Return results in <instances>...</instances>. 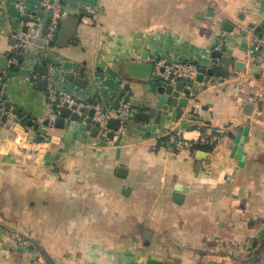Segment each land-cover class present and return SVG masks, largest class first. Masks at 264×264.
<instances>
[{
    "label": "crops",
    "instance_id": "0c3cea01",
    "mask_svg": "<svg viewBox=\"0 0 264 264\" xmlns=\"http://www.w3.org/2000/svg\"><path fill=\"white\" fill-rule=\"evenodd\" d=\"M65 5L66 17H79L80 23L72 43L47 48V66H58H49L46 77L38 67L48 11L41 0H0V57L17 65L12 41L24 27L30 34L0 99L5 107L28 112L39 133L50 138L38 142L37 132L19 123L22 116L8 112L6 121L0 119V264H264V106L251 101L263 93L264 63L252 55L248 40L247 51L238 50L240 32L250 36L249 26L264 18V0H66ZM224 25L234 26L226 42L234 48L233 61L228 68L216 66L227 78L219 82L218 76L199 90L157 138L136 136L131 124L129 131L114 132L112 141L90 135L67 139L51 122L50 84L82 94L88 107L115 119L109 112L115 95L137 87V97L146 85L123 75L125 62L140 61L139 45L169 64L196 65L228 35ZM7 71L0 69V78ZM68 73L82 85L67 80ZM44 78L46 89L38 85ZM97 94L107 101L95 107L90 102ZM46 119L50 123L43 126ZM182 123L188 126L176 131ZM245 127L239 166L232 149ZM213 129L221 131L218 142L200 144ZM174 133L190 146L175 149L169 142ZM119 135L125 139L115 146ZM47 153L53 160H44ZM175 193L183 195L180 204Z\"/></svg>",
    "mask_w": 264,
    "mask_h": 264
},
{
    "label": "water",
    "instance_id": "95a60500",
    "mask_svg": "<svg viewBox=\"0 0 264 264\" xmlns=\"http://www.w3.org/2000/svg\"><path fill=\"white\" fill-rule=\"evenodd\" d=\"M52 10H48V15L44 21L43 28L45 29L48 21L51 17ZM212 12L209 11L208 15ZM82 15L86 17H92L91 13L82 10ZM80 23V18L76 16H68L60 20L59 31L56 38L47 44L49 48H63L72 43L76 37L77 27ZM226 25V24H225ZM224 25V26H225ZM253 33L247 36L245 31L240 32L241 41L238 45V50L246 52L247 47L245 41L250 43V50L254 57L259 56L258 52L254 51V38L255 36L261 37L264 35V18L258 23V25L249 26ZM234 26L226 27L225 31L228 35H224L222 39H218L213 47H209V58L202 63L196 64V74L192 78H172L166 76V68L164 66H157L160 61L159 58L150 57L149 52L142 50V45L138 46L140 61H134L132 58L124 63L123 75L126 78L134 79L140 83L146 84L140 86L141 94L134 97V93L138 88H131V94L126 91H120L115 96V101L110 107L109 112L116 114L117 118H108L104 125H101L99 121L95 120L96 109L90 108L89 102L84 101L82 104H78L79 101H74L70 104L68 102H62L59 98L50 101L51 113L53 116L52 123L54 127L63 129L65 131L64 137L70 139L72 137L88 135L98 138H106L109 141L114 140L115 134L120 127L129 131L131 124L135 126V135L154 139L159 136V132L163 130L164 126L174 124L183 115V109L187 107L189 99H195L199 90H205L207 84H212L214 79L218 76L221 77L219 82H222L223 78H227L228 72L217 67V62H220L222 66L229 67L233 61L234 48L227 47V39L231 40L230 33L233 31ZM24 33L28 32V27L22 29ZM17 43L16 39H13L12 44ZM47 47L43 45V51L40 54L41 62L38 70L42 76L49 75V69L46 60ZM55 53L58 54L57 51ZM10 54L14 57H18L17 65L10 63L7 57H0V69L10 70L0 78V91L1 86L6 79L11 78L15 71H18L19 66L23 61V52L19 49H12ZM235 65L240 67L244 66L242 63L235 61ZM82 71L79 67H75L74 71ZM236 71H240L239 67ZM67 80L74 81L77 85H82L81 79H73L72 73L66 75ZM47 78L38 81V85L42 89H46ZM204 82V85H199ZM128 88V85L125 86ZM193 88V92L190 91ZM48 95V92H47ZM123 98V99H122ZM107 97L97 94L96 100L91 101L92 106L105 104ZM247 109H251L250 105H247ZM6 112H11L15 116H22L19 123L24 121L27 127H30L34 132H37L36 140L38 142H49V136H43L39 133V124L33 122L30 118V114L20 108L10 109V106L5 107ZM246 114H250L245 112ZM2 120L6 121L7 116L3 115ZM50 123V119L43 121L42 125L47 126ZM183 124L175 129L183 128ZM188 126V125H187ZM108 129V131H106ZM248 134V127H245L241 133H239L234 140L233 157H235L239 163V166L243 165L242 146L245 142ZM124 135H119L113 142L115 146L123 144ZM84 142V141H82ZM103 144H106L105 142ZM119 153L120 151L117 150ZM44 160H53L50 153H47ZM123 169H120V171ZM182 193H175L174 202L180 204L182 202Z\"/></svg>",
    "mask_w": 264,
    "mask_h": 264
},
{
    "label": "built area",
    "instance_id": "2783aa9c",
    "mask_svg": "<svg viewBox=\"0 0 264 264\" xmlns=\"http://www.w3.org/2000/svg\"><path fill=\"white\" fill-rule=\"evenodd\" d=\"M42 8L45 11L52 10L51 17L48 21V24L45 28V31L42 34V44L47 47V44L56 38V35L59 31L60 27V20L65 18L68 13L66 9V0H41ZM20 11L23 10V6L21 4L18 5ZM33 18V17H32ZM15 38L17 43L15 44L16 49H19L20 52L25 53L29 42H30V34L24 33L22 30H19L15 34ZM254 51L258 52L260 55L256 56L258 61L264 63V35L261 37L255 36L254 38ZM48 48V47H47ZM56 68L58 65L49 63L48 67ZM157 66H164L166 68V76L172 78H192L194 73L196 72V65L192 64H169L166 61L160 59ZM263 76H264V69H263ZM31 77L34 80H37L38 76L36 73H31ZM48 97L51 100L59 98L62 102L74 103V101H79L78 104H82L83 95L82 94H75L63 91L61 87L55 85V83L50 84L48 87ZM251 101L257 103L260 107L264 106V89L263 93L255 99H251ZM8 112L5 110V106L0 99V119L3 115H6ZM108 116L104 109L97 107L95 120L99 121L102 124L106 122ZM221 135L220 129H213V134L209 138L202 137L199 140L200 144H209L214 145L218 142L219 137ZM169 142L172 146H174L177 150H182L186 148L188 143L182 139V137L178 133L171 134L169 137ZM198 143V144H199ZM34 264H41V263H34Z\"/></svg>",
    "mask_w": 264,
    "mask_h": 264
},
{
    "label": "trees",
    "instance_id": "16d2710c",
    "mask_svg": "<svg viewBox=\"0 0 264 264\" xmlns=\"http://www.w3.org/2000/svg\"><path fill=\"white\" fill-rule=\"evenodd\" d=\"M165 139H166V138L163 137V138H162V142H165ZM203 148H204L205 150H208V147H203Z\"/></svg>",
    "mask_w": 264,
    "mask_h": 264
}]
</instances>
